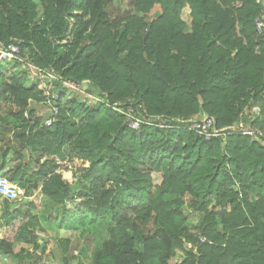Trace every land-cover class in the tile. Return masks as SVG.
<instances>
[{
  "label": "trees",
  "instance_id": "1",
  "mask_svg": "<svg viewBox=\"0 0 264 264\" xmlns=\"http://www.w3.org/2000/svg\"><path fill=\"white\" fill-rule=\"evenodd\" d=\"M258 18L263 0H0V43L107 103L91 108L61 90L52 99L58 119L47 127L44 90L14 74L21 63L0 62V176L25 198L39 187L34 178H51L42 191L56 203L74 194L79 202L64 209L63 225L79 215L107 221L93 264H171L178 251L176 264H264V135L256 134L264 125L256 117L253 127L232 130L264 108ZM115 106L153 125L131 130ZM203 118L225 135L208 141L189 129ZM53 153L67 159L75 189L56 172ZM4 201L0 249L14 256L6 232L20 212ZM35 209L30 203L15 231L34 249L16 254L20 264H41L47 251ZM76 251L86 250L61 239L55 255L75 264Z\"/></svg>",
  "mask_w": 264,
  "mask_h": 264
},
{
  "label": "rangeland",
  "instance_id": "2",
  "mask_svg": "<svg viewBox=\"0 0 264 264\" xmlns=\"http://www.w3.org/2000/svg\"><path fill=\"white\" fill-rule=\"evenodd\" d=\"M159 10H160V7L157 6L153 10L152 15L157 13ZM190 11L191 10L189 8H186L183 12V18L186 22L189 21ZM24 58L26 60V57H24ZM26 62L31 63L27 60H26ZM14 74L17 76H23L24 80H25V85L27 87L37 85V87L44 90L46 95L50 94L51 99L53 98V96H57L58 92L62 90L60 86H56L53 82H50L49 79L41 78L40 76L35 75L32 72H30V68H28L26 65L16 68L14 70ZM83 87H84V90H86L87 92L94 94V95H97V96H101L98 91L90 88L88 85H83ZM74 98H76V100L78 102L82 103V101H83V97L78 95V94H76ZM91 108H93V107L91 106ZM48 112H49V110H48V107L46 105H44V107H41L39 110V114H41V116H44V118L46 117ZM256 117H258L260 119V122L263 123V125H264V108L263 107H256L251 112L246 113V115H244L242 117V119H241L242 121H241L240 125L236 124V126L233 127L232 130H238V128L241 129V127H243V124L244 125L246 124V121H249V124H246V126H251V123L254 121V119ZM251 127H253V126H251ZM251 127H249V128H251ZM256 130H258V131H256L257 135H259V136L261 134L264 135V131H261L257 128H256ZM63 160H67V159H63ZM153 178H154L155 184H158V185L161 184L162 175L160 173H153ZM21 196L22 195H19V197L15 196V199L17 198L16 200L18 202H21V201H23V199H21L23 197H21ZM0 197L3 198L2 196H0ZM39 198L40 197H38V198L32 197L30 199V203L34 202L33 204H35V206H36L34 214L37 216L39 214H42L43 213L42 210L44 208H46V203L44 201H40ZM29 207H30V205L28 202V204L20 207L19 209H21V210H24L23 208L29 209ZM27 210H26V212H27ZM24 213H25V211H23V214ZM23 214L21 215V217H23ZM49 220L50 219H47L45 222H47ZM71 220H72L71 227H69L70 230L67 233H61L60 231H50L47 233H39L40 237L42 238L41 244H44L47 247V251L43 255V257L40 255V253H36V255L39 254L38 259L41 257L43 259V262L41 264H62L58 260L59 259L58 253H56V255H55L59 240H61V239H69V240H71L72 245H74V247L75 246H78V248L83 247L86 250L83 255H78V252L76 251L75 254L77 257V262H75V264H93L94 252L97 250V248L100 247L101 244H103L109 238V234L107 231L109 224L107 221H92L91 219H84V218H83V220H82V218H80L78 221L77 216L75 219L73 218ZM81 221H83V222H81ZM22 222H23L22 218L18 219V221L15 223V225H13L11 228H9L7 230V233H6L7 240L15 243V238H14L15 231L18 227L21 226ZM47 224H48V222H47ZM49 227H50V225H49ZM44 229H46V228H44ZM83 244H84V246H83ZM22 248H24L25 251L27 250L30 255L34 254V249L31 246L26 245V244H22V243L21 244L15 243V250L17 252H20ZM177 253H178L177 256L172 259L171 264H176V263H180L181 261H183V258H184L183 253L181 251H178ZM30 255H28V256H30ZM23 256H25V254H23ZM7 259H2V261H0V264H20V260L19 259L17 260V258H14V257L12 258L10 256H7ZM31 261L32 260H29L27 264H32Z\"/></svg>",
  "mask_w": 264,
  "mask_h": 264
},
{
  "label": "built area",
  "instance_id": "3",
  "mask_svg": "<svg viewBox=\"0 0 264 264\" xmlns=\"http://www.w3.org/2000/svg\"><path fill=\"white\" fill-rule=\"evenodd\" d=\"M256 25L257 31L261 34L264 33V18H258L256 20ZM7 60L19 62L21 63V67L26 65L28 68H30V72H32L33 74L38 75L44 79H49L50 82H53L56 86H60L63 91H66L69 98H74L76 94L82 96V103L89 107L92 106L93 108H95L96 106L100 107L102 105L107 104L106 100L102 96H97L84 90L83 85L62 80L52 71L40 69L32 63L26 62L25 58L22 56L20 47L18 45L13 43L5 45L0 43V62ZM54 97L55 96H53L52 99H54ZM46 98L47 100L43 102V105H46L48 107L49 112L45 118V125L47 127H52L58 119L60 108L55 105L54 101H52V99L50 98V94H47ZM32 103L33 102L30 101V105ZM113 109L117 113L125 116V123L131 130L140 131L142 129L143 124L153 125V121L151 119L145 122V120L139 116L135 109L125 111L122 108L116 106L113 107ZM25 116H29L28 111H26ZM160 127L165 126L161 125ZM189 129L195 132L199 137L204 138L208 141L213 138L225 135L224 133L215 129L214 120L211 118H203L202 120L195 121L189 126ZM245 134L254 135L255 133L245 132ZM16 188L18 187L14 184H11L7 178L0 176V196H2L4 199L9 200L12 203H16L18 201L16 200L17 198L15 199V196L19 197L20 195L19 188L18 190ZM202 241H205V239H203Z\"/></svg>",
  "mask_w": 264,
  "mask_h": 264
},
{
  "label": "crops",
  "instance_id": "4",
  "mask_svg": "<svg viewBox=\"0 0 264 264\" xmlns=\"http://www.w3.org/2000/svg\"><path fill=\"white\" fill-rule=\"evenodd\" d=\"M32 148H34L33 146H31ZM35 149H36V147H35ZM52 156H54L55 157V159H56V162H57V166H58V169H57V173H59V174H61V175H63V181L65 182V183H67V184H69V185H72L73 186V188L75 189V187H76V182H77V178H75V176H74V172L73 171H70V170H65L64 168H63V166L67 163V161L66 160H63V159H61L60 157H59V155L58 154H52ZM46 159H47V157H46ZM29 160H31V162H32V164H35V162H36V157H35V155H32V156H30V154H29V152H27V154H26V161L28 162ZM41 164L43 165V164H45V160L44 159H42L41 160ZM49 167H51L50 166V164H47ZM74 177V178H73ZM34 179H38V180H40L39 181V187H38V189L34 192V195L32 196V197H40L39 199H40V201H44L45 203H46V208H44L43 210H42V214H39L38 215V217H39V221H38V223L36 224V228H35V231H36V233L37 234H39V233H47V232H50V231H60L61 233H67V232H69V230H70V228L69 227H71V223H70V221H68V222H66L64 225L62 224V216H63V213H64V209H66V210H68V211H71V212H73L74 210H75V207H76V204H77V202H79L77 199H74L75 198V196H74V194H71V196L69 197V198H65L66 200H65V202L64 203H59V202H54V201H52V199H51V197H48L46 194H44L43 193V191H42V188H43V186L46 184V183H48V182H51L50 181V179L51 178H34ZM17 186V185H16ZM20 190H21V192H20V195H22L21 197H23V198H21V199H24L25 198V196H24V190H22L19 186H17ZM19 190V191H20ZM57 192V191H56ZM53 194V196L54 197H56V198H58V197H60L58 194H55V193H52ZM31 197V198H32ZM31 198H29V205H30V199ZM60 199V198H59ZM31 203H34V202H31ZM41 203V202H40ZM15 204H17V202L15 203ZM4 208H5V201H4V199L3 198H1L0 197V224H3V219H2V216H4L5 217V212H6V210H4ZM14 209H15V207H14ZM24 210H21V209H17L19 212H20V218H22L23 219V217H21V215L23 214V211H25V213L23 214V216L26 214V210L28 209H26V208H23ZM16 210V209H15ZM22 213V214H21ZM19 218V219H20ZM77 218H78V221H79V219H80V215L79 216H77ZM47 219H50L49 221H47L48 222V224L50 225V227H49V225L47 224V222H45ZM85 219V218H84ZM86 219H89V218H86ZM18 221V219L15 221V223ZM27 220H25V222H26ZM5 222V221H4ZM15 223H14V225H15ZM9 228H11V227H9ZM8 228V229H9ZM19 228V227H18ZM17 228V229H18ZM44 228H46V229H44ZM55 228V229H54ZM17 229H16V231H17ZM7 233V232H6ZM41 237H40V242H41ZM11 242V241H10ZM13 244H14V246H13V252H14V256H12V255H8L7 253H5L4 251H2L1 249H0V261H2V259H7V256H10V257H14V258H17V260L19 259L20 260V258H18L17 256H16V254H18V253H20V252H17L16 250H15V243H17L16 241H15V243L14 242H12ZM17 244H21V243H17ZM23 244V243H22ZM22 249H24V248H22ZM21 249V250H22ZM25 250V249H24ZM27 250H26V253H24V254H27ZM7 255V256H6ZM39 255V254H38ZM37 256V255H36ZM38 259V258H37ZM8 260V259H7Z\"/></svg>",
  "mask_w": 264,
  "mask_h": 264
},
{
  "label": "water",
  "instance_id": "5",
  "mask_svg": "<svg viewBox=\"0 0 264 264\" xmlns=\"http://www.w3.org/2000/svg\"><path fill=\"white\" fill-rule=\"evenodd\" d=\"M263 5H264V0H263ZM29 202V198H24L23 201L21 202H18L16 205H15V209L17 210L18 208L28 204ZM37 258H38V255H37Z\"/></svg>",
  "mask_w": 264,
  "mask_h": 264
},
{
  "label": "clouds",
  "instance_id": "6",
  "mask_svg": "<svg viewBox=\"0 0 264 264\" xmlns=\"http://www.w3.org/2000/svg\"><path fill=\"white\" fill-rule=\"evenodd\" d=\"M18 203V202H17Z\"/></svg>",
  "mask_w": 264,
  "mask_h": 264
}]
</instances>
